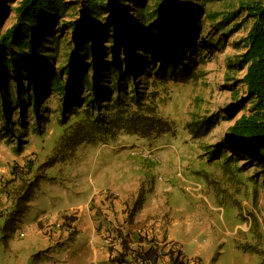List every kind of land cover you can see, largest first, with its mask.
Returning a JSON list of instances; mask_svg holds the SVG:
<instances>
[{
    "label": "rangeland",
    "instance_id": "obj_1",
    "mask_svg": "<svg viewBox=\"0 0 264 264\" xmlns=\"http://www.w3.org/2000/svg\"><path fill=\"white\" fill-rule=\"evenodd\" d=\"M17 1L7 3L6 10L0 8L3 30L14 22L11 10ZM79 1L64 0L69 6L59 20V24L64 23L63 29L54 25L55 34L61 38L59 58L52 64L54 70L70 59V48L77 42L76 31L68 24L83 20ZM238 1H215L206 7L200 30L211 47L191 55L198 63L189 61L192 70L187 80L168 76L150 83L145 90L143 103L155 107V115L168 124V133L144 138L116 128L101 129L86 142L64 148V124L80 118L85 105L62 113L61 96L55 91L46 92L42 83L37 87L38 122L30 104L25 110H0L11 122V131H7L0 117V264H58L63 251L51 248L41 254L44 250L38 249V243L41 246L42 241L38 239L30 246L27 226L67 227L87 211L85 205L92 193L113 197L109 191L117 192L129 210H139L145 203L155 207V202H164L167 215L181 224L205 225L200 242L208 248V264H264V159L257 162L244 155L229 134L233 123L250 108L243 83L246 68L240 66L239 59L252 22L241 15L225 27L216 28L228 13L238 9ZM105 24L102 59L112 62L114 27ZM117 57L123 67L136 61L134 55L128 57L123 43ZM97 61L85 60L89 68L90 63H101ZM89 68L85 71L87 82L93 74ZM6 79L5 85L14 92V75ZM21 80L28 85L26 78ZM133 80L130 78L125 86L128 92L133 89ZM144 108L131 103L128 110L144 115ZM74 110L77 113H72ZM208 117H215L214 128L204 137L194 138L189 123ZM213 150L223 153L211 160ZM32 166L22 182L14 181L13 172H27ZM35 177L39 180L28 209L16 221L12 197L16 193L13 199L17 198L21 184ZM74 207L79 208L71 209ZM42 234V238L48 237L47 232ZM184 248L192 253L195 246Z\"/></svg>",
    "mask_w": 264,
    "mask_h": 264
},
{
    "label": "trees",
    "instance_id": "obj_2",
    "mask_svg": "<svg viewBox=\"0 0 264 264\" xmlns=\"http://www.w3.org/2000/svg\"><path fill=\"white\" fill-rule=\"evenodd\" d=\"M13 1L0 0V8L6 10L7 3ZM215 1L224 0H80L83 20L68 24L77 36L74 48H70L73 53L68 55L70 59L64 65L54 70L52 64L59 58L61 50V38L55 34L54 25L57 23L60 30L63 29L64 23L59 24V20L64 17L69 4L64 0H18L11 10L15 15L11 26L3 30V18L0 17V110H25L30 104L38 122L41 116L38 114L40 95L37 87L42 83L46 92L55 91L61 96L62 113L69 112L73 106L85 105L80 118L76 116L77 120L64 124L65 133L61 138L64 148L86 142L101 129L116 128L144 138L168 133V124L155 115V107L143 103L145 90L150 83L161 82L168 76L177 81L189 78L191 55L208 51L211 47V42L202 36L200 29L207 14L206 7ZM237 4L238 9L228 13V17L216 25L217 29L223 28L241 15L252 22L243 38L245 50L239 59L240 66L246 68L243 83L245 100L250 103V108L233 123L229 134L244 155L258 162V159H264V1L239 0ZM106 13L110 16L106 17ZM210 19L214 21L213 17ZM105 23L114 27L112 62L102 59ZM121 43L125 45L128 57H136L135 62H129L125 67L117 57ZM90 58H97L101 63L97 61L100 66L90 63L89 70L92 69L93 74L87 82L88 63L85 60ZM192 61V64L198 63ZM11 75L17 80L14 92L5 85L6 78ZM21 78L27 79V86L23 85ZM130 78L134 79L133 89L128 92L125 86ZM130 102L143 105L147 113L130 112ZM75 111L72 113H77ZM0 117L5 121L6 130L11 131L7 115L2 113ZM214 119L208 117L189 123L190 134L194 138L204 137L214 128ZM221 153L223 151L213 150L210 159H218ZM32 170L33 166L27 168V172H13L14 181L22 182ZM33 180L21 184L20 195L13 199L15 193L12 197L16 221L28 209L39 179ZM110 197L106 196L105 200ZM136 210L137 207L130 210L126 207L125 213L131 219ZM95 220L98 229L107 224L101 208H96ZM114 231L123 238L122 252L114 261L123 264L128 258V238L119 230ZM156 248L151 245L142 253L154 264L157 263ZM167 253L170 264H183L173 253Z\"/></svg>",
    "mask_w": 264,
    "mask_h": 264
},
{
    "label": "crops",
    "instance_id": "obj_3",
    "mask_svg": "<svg viewBox=\"0 0 264 264\" xmlns=\"http://www.w3.org/2000/svg\"><path fill=\"white\" fill-rule=\"evenodd\" d=\"M109 193L113 194V198L110 197L108 201L105 200V195L98 196L97 193L90 195L89 202L85 205L87 211L83 212L75 221L73 233H69L66 224L63 227L44 224V228L41 227V229L38 228V225L42 226V224H29L27 228L30 235V246L31 243L36 244L38 239H41V246L38 243V249L44 250L41 251V254L51 248L63 251L61 252L63 256L58 260V264H112L104 235L111 233V236H114L116 234L114 230H119L121 234L127 236L134 247L141 245L149 247L154 244L166 253L170 247L175 249L178 246L185 257L199 258L203 264L209 263L208 248L202 241L200 242L206 230L205 225L181 224L167 215V208L163 207L164 202L158 204L155 202V207L145 203L129 219L128 214L125 213L126 206L123 205L122 197H118V193L115 191H109ZM91 201L106 215L107 224H102L100 229H98L95 220L97 207L89 206ZM47 225H51V227L46 228ZM142 230H147L146 237L141 234ZM46 232L48 237L42 238V233ZM151 240L153 243L150 242ZM192 245L195 246L193 252L186 253L184 247ZM71 246L72 248H70ZM170 262L167 257H162L158 264H170ZM123 264H133V262L127 258Z\"/></svg>",
    "mask_w": 264,
    "mask_h": 264
},
{
    "label": "built area",
    "instance_id": "obj_4",
    "mask_svg": "<svg viewBox=\"0 0 264 264\" xmlns=\"http://www.w3.org/2000/svg\"><path fill=\"white\" fill-rule=\"evenodd\" d=\"M111 198H113L111 196ZM74 221V220H72ZM70 221V224L67 225V228L69 230V232H73L74 231V223ZM147 230H142L141 234L146 237L147 236ZM123 235V234H122ZM105 242L108 245L109 248V258L112 264H119L116 263L114 260L116 258H118V255L122 252V241L123 238L122 236H118V234H115L114 236H111V233L105 234ZM142 241V239H141ZM151 243H153V241H150ZM143 244V243H142ZM149 245V243H148ZM154 245V244H153ZM128 247H129V251H128V259L131 260V262H133V264H154L152 259L149 258H145L143 256V252L146 251V249H148L149 247H147L146 245H141V246H133L129 240H128ZM156 253L155 256L157 257L156 261L158 264L159 260L162 259V257H167L168 261L170 262V257H169V253H173L174 257H177L178 261L182 262L183 264H203L202 260H200L199 258H187L183 255V253L181 252V248L176 246L175 249L174 247H170L168 249V251L165 253L163 252V250H161L160 248H156ZM142 255V256H141ZM134 258V259H132Z\"/></svg>",
    "mask_w": 264,
    "mask_h": 264
},
{
    "label": "water",
    "instance_id": "obj_5",
    "mask_svg": "<svg viewBox=\"0 0 264 264\" xmlns=\"http://www.w3.org/2000/svg\"><path fill=\"white\" fill-rule=\"evenodd\" d=\"M89 67H87V69H88Z\"/></svg>",
    "mask_w": 264,
    "mask_h": 264
}]
</instances>
